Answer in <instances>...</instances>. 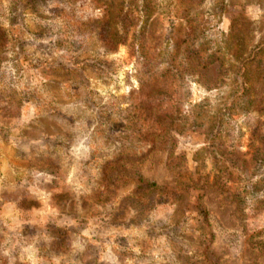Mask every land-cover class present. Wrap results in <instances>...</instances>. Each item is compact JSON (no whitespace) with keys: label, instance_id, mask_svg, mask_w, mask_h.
Segmentation results:
<instances>
[{"label":"rangeland","instance_id":"rangeland-1","mask_svg":"<svg viewBox=\"0 0 264 264\" xmlns=\"http://www.w3.org/2000/svg\"><path fill=\"white\" fill-rule=\"evenodd\" d=\"M0 264H264V0H0Z\"/></svg>","mask_w":264,"mask_h":264}]
</instances>
